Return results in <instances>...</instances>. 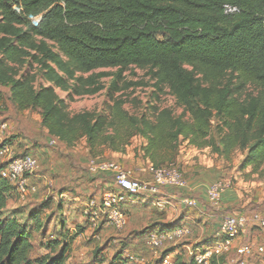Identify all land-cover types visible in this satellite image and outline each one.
<instances>
[{
    "label": "trees",
    "instance_id": "1",
    "mask_svg": "<svg viewBox=\"0 0 264 264\" xmlns=\"http://www.w3.org/2000/svg\"><path fill=\"white\" fill-rule=\"evenodd\" d=\"M226 6L237 12L226 14ZM131 69L146 74L157 98L167 92L174 108L151 107L150 113L136 115L120 99L108 114L70 112L76 97L104 90V77H114L110 97L129 89L120 83ZM0 87L8 89L16 111H39L42 128L57 145L72 149L85 140L90 159L108 161L106 151L127 156L132 141L140 139L136 158L147 166H176L187 143L227 161L242 153L240 170L264 180V0H0ZM15 141L8 140L13 148L21 146ZM55 160L63 169L54 175L73 174L65 156ZM111 188L116 190L114 184ZM14 189L0 176V264H70L71 245L85 228L70 235L62 220L50 252L32 258L28 223L43 231V213L52 202L47 199L21 222L4 215ZM124 211L128 225L133 223L131 212ZM178 229L190 234L175 242L187 243L194 229L174 222L147 226L131 245L139 255L154 256L151 234ZM128 247L122 244L107 264H127ZM162 249L161 258L172 252Z\"/></svg>",
    "mask_w": 264,
    "mask_h": 264
},
{
    "label": "rangeland",
    "instance_id": "2",
    "mask_svg": "<svg viewBox=\"0 0 264 264\" xmlns=\"http://www.w3.org/2000/svg\"><path fill=\"white\" fill-rule=\"evenodd\" d=\"M99 72V71H98ZM97 72V73H98ZM105 73L113 74L115 70H103ZM113 76L102 78L101 82L104 85V90L94 96L76 97L73 102L69 103V110L72 114H77L84 111L97 112L102 114L110 113V109L114 106L115 101L125 100L126 109L130 114L140 115L143 113H150L151 107L161 108H174V99L167 94H160L159 98L156 97L152 82L146 77V74L137 69H131L123 73V81L120 86L131 85L129 89L115 94L110 97L108 89L113 80ZM142 83L143 85H139ZM60 98H66V94L57 91ZM181 110H177V114H180ZM0 121L8 124V140L14 137L15 140H21V146L14 148V151L18 154L21 152H27L38 161V169L31 177V185L37 188V191L30 193L22 200L18 195H12L9 200L6 209L4 210L5 216H18L21 222L28 219V213L40 207L49 199L51 206L43 213L44 217V230L36 232L33 223H28V230L31 235V241L33 244L32 258L47 255L50 250L48 244L54 239H58L60 224L62 220L66 224V229L75 232H80L78 227H85L88 224V219L85 216L86 205L91 198H99L107 189L106 185L102 181L110 182L114 184L111 174H99L94 175L89 171L88 163L90 156L86 147L85 140L80 141L72 150L69 151L67 163L70 164L72 175H54L60 173L61 170L57 166L56 158L64 156L66 149L61 145H51L50 138L47 137L45 130L41 126V116L39 111L26 110L23 112L16 111L9 98V91L7 88L0 87ZM140 139H134L131 147L128 149V154L125 158L118 160V155L110 154L108 151L107 160L113 162H119L123 167L128 170L139 168L146 170L147 164L142 160L141 156L135 154V148L141 144ZM15 144L17 142L15 141ZM33 146V148H32ZM18 150V151H16ZM243 158L242 153H238L231 161L224 160L217 155H212L209 149L203 151L197 150L184 143L181 147L180 155L175 167L184 171L181 163L182 159L190 165L198 164L202 168L200 170V178L198 180L204 186H210L211 184L222 181L227 185V191L225 194H229L231 198V208L228 210L224 206V195L221 202L217 206L209 205L207 202L204 204L202 200L197 196H192L198 203L203 204L206 210L210 213V225L206 223L205 235L210 237L213 235L218 224L228 215L247 214L251 215L258 213L264 216V180L260 179L257 175H253L249 172H242L240 170L241 161ZM99 160H101L99 158ZM194 166V165H193ZM213 167V173L210 178L208 175L209 168ZM67 168V167H66ZM56 169V170H55ZM63 169V168H62ZM214 174V175H213ZM37 176V177H36ZM43 176V177H40ZM148 173H145L141 179L143 181H149L151 177ZM56 177V178H55ZM211 179V180H210ZM102 180V181H101ZM152 180V179H151ZM52 183V185H49ZM65 187L64 196L60 195V189ZM16 190V189H15ZM178 194L179 200L185 197L180 195L183 190L172 189ZM144 196V195H143ZM139 198H142L139 196ZM141 200V199H140ZM175 202V201H174ZM58 203H62L58 209ZM186 207V206H185ZM197 208V207H196ZM196 208H188L192 211ZM214 215V216H213ZM140 216L137 217V219ZM214 226V227H213ZM129 225L122 231L109 230L100 233L97 237V233L93 235L91 231H87L85 228L76 241L71 245L69 251L68 262L74 263H93V264H107L113 257L114 253L119 250L122 244H128L127 251L129 257L127 258V264H139L141 260L147 264H161V253L154 257L151 253H145L139 255L135 248H133L134 240L139 237L137 234L140 231H129ZM132 229V228H131ZM143 229V227H142ZM135 234L133 235L132 233ZM97 234V235H96ZM96 235V236H95ZM95 236V237H94ZM245 242H251L255 244L264 243V235L259 231H249L245 236ZM186 244L181 242H172L166 244L161 250L171 249V256L175 263L180 261L190 264L192 261L187 253V249L181 247ZM179 245V246H178ZM179 247V248H178ZM99 249V254H96V250ZM173 253V254H172ZM181 262V263H182ZM212 264V263H211ZM215 264H218L217 261ZM220 264H229L227 260H221ZM230 264H264V257L255 256L252 259H240L233 258V262Z\"/></svg>",
    "mask_w": 264,
    "mask_h": 264
},
{
    "label": "built area",
    "instance_id": "3",
    "mask_svg": "<svg viewBox=\"0 0 264 264\" xmlns=\"http://www.w3.org/2000/svg\"><path fill=\"white\" fill-rule=\"evenodd\" d=\"M226 14L237 12L236 8L226 6ZM51 145H57L56 140H51ZM0 165L2 170L0 176L15 186L18 195L24 200L27 195L37 191V188L29 182L38 168L37 161L31 157H17L12 145L8 142V124H0ZM89 171L91 174H111L114 188L107 189L99 198H91L87 205L85 216L92 230H97L102 224L106 227L122 231L128 225L129 217L124 211L128 204L134 203L139 196L155 195L160 188H174L183 190L188 187L186 179L175 167H155L148 165L145 173L152 180L150 182L135 179L129 175L116 162L90 159ZM52 185V183H49ZM227 191V185L218 181L207 189L208 201L217 206L222 196ZM182 205L188 208H196L198 202L194 198H181ZM249 231H259L264 235V216L258 213L251 215L239 214L225 217L213 237L205 243L187 245V253L194 264H211L214 260L220 263L222 258L233 262V258L252 259L256 255L264 257V243L255 244L245 242V236ZM189 229H178L172 233H152L149 246L154 257L159 255L160 249L166 243L175 242L178 238L188 236ZM129 257L128 252H125ZM139 264H147L141 260ZM161 264H178L170 255L161 259Z\"/></svg>",
    "mask_w": 264,
    "mask_h": 264
},
{
    "label": "crops",
    "instance_id": "4",
    "mask_svg": "<svg viewBox=\"0 0 264 264\" xmlns=\"http://www.w3.org/2000/svg\"><path fill=\"white\" fill-rule=\"evenodd\" d=\"M73 149L74 148L66 150L65 148L66 152L64 153V156L67 157L69 151L72 152ZM113 155L117 156V154H112V156ZM125 157L126 156L118 155L117 158H119L118 160H121L120 158H125ZM105 158H107V154H105ZM182 162L183 164L181 163V165H182V168L184 169L182 173L184 174L186 178L188 187L186 189H183V192L179 191L180 195H183L185 197H190V198L192 196H197L199 197L200 200H202L203 204L207 202L209 205H212L208 201V198H207V189L209 187L204 186L198 180V178L202 176L200 174V170L202 167L198 164H193L194 166L190 165V163L185 162V159H182ZM116 163H118L123 168L124 171L129 173L131 177L142 180L141 177L145 174L144 170L139 169V168L128 170L125 167H123L119 162H116ZM207 170L209 172L208 175L210 177L211 176L210 174L214 172L213 171L214 169L213 167H211ZM150 181H151V178L149 179V181H146V182H150ZM101 184L103 185V183ZM105 185L107 186V188H111V186L113 187V185H111L110 183L105 184ZM16 193L17 192L14 189L12 195H17ZM176 193L177 192H175L172 189L162 187L160 188L159 193L155 195H144V196L142 195L140 196L142 198L138 197L136 201H134V203L128 204L126 208H128L129 212H131V214L133 215V220H135L133 223L132 222L130 223L129 231L131 232L132 230V231L138 232L142 230V227L144 229L147 226L153 225V224H172L174 222H179L180 225H185L187 227H192L194 229L192 237H190L188 242L181 247L182 249H186L187 245L189 244L201 243L202 241L209 238L210 237L209 235H205V230H206V227H208V225L212 223H210L211 215L206 210V207H204L203 204L198 203V206L196 208L197 211L196 210L192 211L191 209H187V207L182 205L181 200H179V198L177 197L178 194ZM62 196H64V194H62ZM231 198L232 197L227 193L224 195V199H223L225 201L224 206L228 210L231 208V205H232ZM138 216H140V218L137 219ZM206 223L208 224L207 226H206ZM219 224L217 228L219 227ZM84 228H86L87 231H91L92 235L95 232L91 229L90 225L88 224H85ZM110 229L118 231L114 228L104 226L101 228L100 231L96 232L98 234V235L96 234L97 237H99L100 233H103L104 231L109 232ZM69 233L70 235H75L77 232L73 233V231L69 230ZM132 234L134 235L135 232ZM134 241H135L134 243L137 244L138 237Z\"/></svg>",
    "mask_w": 264,
    "mask_h": 264
}]
</instances>
